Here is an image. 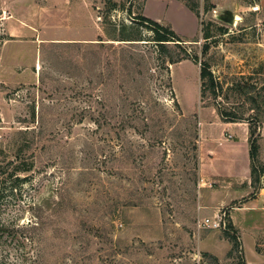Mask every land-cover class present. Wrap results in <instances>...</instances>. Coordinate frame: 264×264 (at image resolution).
Masks as SVG:
<instances>
[{"label": "rangeland", "instance_id": "1", "mask_svg": "<svg viewBox=\"0 0 264 264\" xmlns=\"http://www.w3.org/2000/svg\"><path fill=\"white\" fill-rule=\"evenodd\" d=\"M111 1L0 0V156H33L0 182V264H264V231L237 235L229 255L223 230L198 226L229 220L228 205L205 203V190L225 189L200 176L204 114L242 117L264 157V0H150L146 12L147 0ZM223 11L234 24L215 19ZM145 13L182 40L168 55L197 63L169 64L133 19ZM6 18L35 25L41 43L10 37ZM107 22L135 24L145 41L108 40ZM204 62L221 86L214 101L200 98Z\"/></svg>", "mask_w": 264, "mask_h": 264}, {"label": "crops", "instance_id": "2", "mask_svg": "<svg viewBox=\"0 0 264 264\" xmlns=\"http://www.w3.org/2000/svg\"><path fill=\"white\" fill-rule=\"evenodd\" d=\"M149 1H146L145 12ZM161 1L166 3L165 7L167 9L168 2L165 0ZM169 3H174L179 7V10L187 13V15L190 14L195 19L193 13L183 4L177 1ZM143 16L148 18L146 13ZM21 20L17 23L14 19H5L8 35L10 37L28 35L32 40H36L38 44L41 43L39 38L34 39L36 38L35 31L37 27ZM151 20L162 23L157 17ZM75 35L77 36V34ZM80 39L78 37H65L60 41L76 42L80 41ZM203 118L205 120L202 119L200 121L198 130L199 144L201 145L199 151L200 176L206 181H211V185L219 183V187L225 189L224 194L217 190H215L216 192L205 190V197L208 196L205 201L206 207H211L212 205V208H214L212 213H216V208L219 209L228 205L229 220L227 222L236 230V236L239 235L241 239L242 234L248 233L251 239L254 240L257 232L264 231V225H259L264 224V173L260 177L259 187L254 189L251 184L250 174L249 124L244 122L225 123L220 120L218 115H214L213 117L210 112L205 113ZM233 130L238 132V136ZM225 131L234 136V139L231 141L224 140L222 136ZM258 152V160L264 161L259 145ZM212 187L210 186V188Z\"/></svg>", "mask_w": 264, "mask_h": 264}, {"label": "trees", "instance_id": "3", "mask_svg": "<svg viewBox=\"0 0 264 264\" xmlns=\"http://www.w3.org/2000/svg\"><path fill=\"white\" fill-rule=\"evenodd\" d=\"M111 7L114 9L116 6V3L107 0ZM186 7L195 15L196 9L194 6L185 3ZM128 12V10H127ZM197 16V15H196ZM134 21H137L135 23L142 24L150 28L149 30L153 33V42L155 45H157L158 48L166 55L167 61L169 64H177L185 59H191L194 63H197V56H192L187 54L186 52H182V57L179 56H172L168 55L167 52H165V48L167 45H170V43H174L173 45H178V42H182L180 38L175 34V32L166 26L161 25L160 23L153 21L149 18L144 17L143 15L138 16V18H133ZM108 24V22H107ZM110 29L105 30V35L108 40L111 41H126V42H140L145 41L142 38V35L140 32L136 29L135 24L130 25H120L119 27H116L112 24H108ZM218 31L221 32V34L225 33V30L223 28H218ZM210 36L208 33L205 34L204 38L208 39ZM206 51V47L203 49ZM199 81H200V98L201 100L205 97H210L213 101L220 96L221 94V86L219 82L215 79V77L212 75L210 68L208 64L200 63V69H199ZM243 94H247V92L243 91ZM218 114L221 118V120L225 123H235L239 120H243L242 117L237 116L235 112L227 111V110H219L217 108ZM255 130L251 126H249V157H250V174H251V184L253 185L254 189H257L260 184V177L264 173V164H261L258 160V145H257V138H255ZM28 148V147H27ZM0 154H3L2 148H0ZM5 161V162H4ZM33 162V156L32 154H27L23 149L16 148L12 152V156L10 158H3L1 159L0 156V182H5L8 179H11L15 177V179H18V173L20 171H29L31 169V165ZM5 163V165L3 164ZM23 163H26V168L21 169V166ZM4 228L1 226V229ZM29 228H34V225H29ZM224 238L227 239L231 244V249L229 251V255H232L233 253L237 252L238 249V242H237V236H236V230L233 228V226L227 222L226 230H223Z\"/></svg>", "mask_w": 264, "mask_h": 264}, {"label": "built area", "instance_id": "4", "mask_svg": "<svg viewBox=\"0 0 264 264\" xmlns=\"http://www.w3.org/2000/svg\"><path fill=\"white\" fill-rule=\"evenodd\" d=\"M252 11H258V7L252 8ZM216 14V13H215ZM224 213H219L214 216V218H205L198 222L199 227H204L208 229L216 230H226L227 222L224 218Z\"/></svg>", "mask_w": 264, "mask_h": 264}, {"label": "water", "instance_id": "5", "mask_svg": "<svg viewBox=\"0 0 264 264\" xmlns=\"http://www.w3.org/2000/svg\"><path fill=\"white\" fill-rule=\"evenodd\" d=\"M234 15L228 11H223L215 15V19L228 25L234 24Z\"/></svg>", "mask_w": 264, "mask_h": 264}]
</instances>
